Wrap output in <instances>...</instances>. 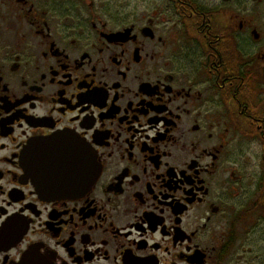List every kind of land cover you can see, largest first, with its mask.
<instances>
[{"label": "flooded vegetation", "instance_id": "obj_1", "mask_svg": "<svg viewBox=\"0 0 264 264\" xmlns=\"http://www.w3.org/2000/svg\"><path fill=\"white\" fill-rule=\"evenodd\" d=\"M193 261L264 264V0H0V264Z\"/></svg>", "mask_w": 264, "mask_h": 264}, {"label": "water", "instance_id": "obj_2", "mask_svg": "<svg viewBox=\"0 0 264 264\" xmlns=\"http://www.w3.org/2000/svg\"><path fill=\"white\" fill-rule=\"evenodd\" d=\"M81 149L79 150V160L81 163H86L88 162V159H89V155H87V152L86 150L84 151V147L81 145L80 147ZM85 152V153H84ZM51 157H53V155H50V159H49V163H51ZM45 159H46V156H45ZM44 159V163H46V160ZM48 161V160H47ZM57 163H58V159L56 160ZM48 163V165H49ZM59 172V170H57ZM93 182V181H92ZM91 183H81L80 184V190H83L85 188H88L91 186Z\"/></svg>", "mask_w": 264, "mask_h": 264}, {"label": "rangeland", "instance_id": "obj_3", "mask_svg": "<svg viewBox=\"0 0 264 264\" xmlns=\"http://www.w3.org/2000/svg\"><path fill=\"white\" fill-rule=\"evenodd\" d=\"M150 2H153V3H155V0H150Z\"/></svg>", "mask_w": 264, "mask_h": 264}, {"label": "snow or ice", "instance_id": "obj_4", "mask_svg": "<svg viewBox=\"0 0 264 264\" xmlns=\"http://www.w3.org/2000/svg\"><path fill=\"white\" fill-rule=\"evenodd\" d=\"M193 264H195V261H193Z\"/></svg>", "mask_w": 264, "mask_h": 264}]
</instances>
